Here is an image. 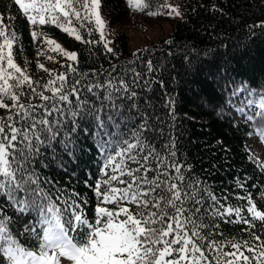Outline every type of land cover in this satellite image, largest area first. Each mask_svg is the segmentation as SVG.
Instances as JSON below:
<instances>
[{"label": "snow or ice", "instance_id": "1", "mask_svg": "<svg viewBox=\"0 0 264 264\" xmlns=\"http://www.w3.org/2000/svg\"><path fill=\"white\" fill-rule=\"evenodd\" d=\"M10 2L26 17L33 41L42 37L50 51L69 61H77V54L64 51L37 27L54 25L81 41L74 21H80V28L94 21L100 40L105 41L100 0ZM127 3L133 11L149 9L150 16L160 14L150 10L149 0ZM159 7L168 8L169 15H180L167 3ZM3 21L0 17V109L9 114L0 117V264H264V241L259 236L253 238L260 243L251 245L247 240L240 244L212 238L221 234L216 232L218 219L254 227L242 215L243 208L223 203L206 182L186 175L190 167L174 159L175 142L164 146L167 155L152 142L148 134L156 129L141 111L135 90L146 74L131 68L127 70L133 73L131 83L124 77L89 83L86 91L95 101L82 99L81 81L69 84L63 73L50 78L39 91L14 62L12 49L19 37L15 31L6 32L11 25ZM252 27L264 29V23ZM110 43H104L108 52L113 51ZM146 67L147 74L158 70L151 60ZM68 68L76 71L71 64ZM151 85L152 80H144V88L150 90ZM25 89L42 103H31ZM241 91L247 95L237 111L249 121H258L253 134L264 142V93L255 94L241 85L233 95ZM144 103L150 101L146 98ZM133 115L140 116L139 123H131ZM77 129L92 137L103 158L93 188L96 207L91 219L72 198L77 193L67 196L46 187L53 182L41 180L36 167L37 157L46 151L53 153V161L61 162L55 156L57 147L61 157H74ZM239 199L247 200V214L264 223V213L257 210L251 194ZM18 222L22 229L13 231ZM21 237L36 243L25 246ZM226 247L234 251H225Z\"/></svg>", "mask_w": 264, "mask_h": 264}, {"label": "trees", "instance_id": "2", "mask_svg": "<svg viewBox=\"0 0 264 264\" xmlns=\"http://www.w3.org/2000/svg\"><path fill=\"white\" fill-rule=\"evenodd\" d=\"M149 2L150 10H159L162 15L169 9L160 8V5L174 6L180 12V19L174 23L167 38L135 51L129 50L127 37L117 33L112 40L113 51L108 52L94 21L86 22L84 28H80V21H74L81 41L54 25L37 27V31H42L64 51L76 53L77 61H69L62 54L50 51L42 37L34 42L26 17L10 0H0V17H4L5 25H11L6 32L15 31L19 37L12 49L15 63L26 71L39 91H43V85L50 78L63 73L69 84L81 81L78 87L82 99L95 101V97L86 91L89 83L107 82L113 77H124L131 83L133 73L127 71L131 68L146 74L140 81L141 86L135 90L139 94L141 111L147 113L156 129L148 135L157 150L167 155L164 146L175 142L177 156L174 159L190 167L186 175L200 179L202 184L206 182L223 203L242 207V215L252 220L254 225L249 227L218 219L216 232L221 234L212 238L223 243L243 244L247 240L250 245L258 244L264 241V223L247 214V200L239 199L251 194L257 210L264 213V198H261L264 167L247 145L254 136L258 121L248 123L240 120L231 114V109L237 99L233 92L241 85L255 94L264 93V29L252 27L264 23V0ZM100 10L108 27L118 25L129 14L126 0H100ZM148 11L142 12L147 14ZM8 17L14 19L9 21ZM148 60L157 67L156 72L147 74ZM69 64L76 69L75 72L69 70ZM144 80H152L150 90L143 87ZM25 91H28L31 103H42L37 97H32L29 90ZM146 98L149 105L144 103ZM8 114L7 109H0V117ZM139 122L140 116L133 115L131 123ZM77 132L78 149L74 157L67 154L61 157L57 147L55 156L63 166L61 162L53 161L52 152L46 151L37 157L36 167L41 180L46 178L53 182L46 187H53L54 192L62 190L67 196L77 193L78 197L72 198L82 204L91 219L96 207L93 188L100 177L98 169L103 158L92 137L80 129ZM45 163L47 166H42ZM85 199L87 204L83 203ZM28 219L24 217L25 221ZM17 229H22L19 222L13 231ZM254 236H259L260 241L254 240ZM20 242L29 247L36 243L23 237ZM225 251L234 249L226 247Z\"/></svg>", "mask_w": 264, "mask_h": 264}, {"label": "rangeland", "instance_id": "3", "mask_svg": "<svg viewBox=\"0 0 264 264\" xmlns=\"http://www.w3.org/2000/svg\"><path fill=\"white\" fill-rule=\"evenodd\" d=\"M127 3V0H126ZM129 10L128 16L122 20L118 25L114 27H108L105 17L102 15L101 18L105 22L104 35L105 41H111L109 47L112 46V40L115 34H124L128 39V48L131 51H135L140 48H144L151 44L156 43L159 39H165L172 31L174 23L180 19V15L175 14H164L160 13V16H150L142 11H133L127 3ZM174 7V6H172ZM175 8V7H174ZM179 11V10H178ZM180 13V12H179ZM168 15L167 18L162 17ZM98 31V30H97ZM99 35L100 32L98 31ZM15 62V61H14ZM254 69V68H253ZM256 74V73H255ZM247 92L241 91L237 93L235 114L241 119H246L245 115H241L237 111L241 107V102L245 99ZM249 110L246 109V112ZM248 148L252 152L253 156L259 162L260 165H264V142L260 141L255 135L247 142ZM67 264V262H65Z\"/></svg>", "mask_w": 264, "mask_h": 264}]
</instances>
